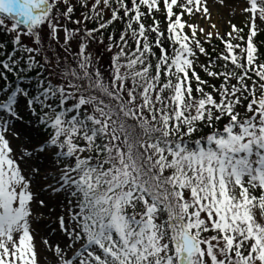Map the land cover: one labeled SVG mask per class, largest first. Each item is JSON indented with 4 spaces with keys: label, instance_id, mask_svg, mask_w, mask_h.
Instances as JSON below:
<instances>
[{
    "label": "snow or ice",
    "instance_id": "1",
    "mask_svg": "<svg viewBox=\"0 0 264 264\" xmlns=\"http://www.w3.org/2000/svg\"><path fill=\"white\" fill-rule=\"evenodd\" d=\"M77 3L82 20L71 0H0V31L13 37L11 52L0 42V264H40L33 224L45 191L64 211L44 264H264V0H244L246 39L236 25L215 34L226 45L215 59L199 39L214 33L184 19L207 18V0ZM117 21L105 68L88 49ZM200 55L218 87L196 71ZM21 108L47 135L18 151Z\"/></svg>",
    "mask_w": 264,
    "mask_h": 264
},
{
    "label": "rangeland",
    "instance_id": "2",
    "mask_svg": "<svg viewBox=\"0 0 264 264\" xmlns=\"http://www.w3.org/2000/svg\"><path fill=\"white\" fill-rule=\"evenodd\" d=\"M71 3L74 4L75 7L78 4L77 0H71ZM207 6L210 12V15L207 18H205L202 13H197L195 16L186 15L184 19L188 20L193 25H196L198 28L200 27L204 28L206 32H213L214 36L211 41L223 42L219 38V36H225V38L227 39L226 34L231 31V25H236L238 28H243V29L244 27H246L245 25L247 22V16L242 11L244 7V0H228L227 7L221 6L218 0H207ZM64 10H65L64 6H61L60 11H64ZM83 15L84 13L82 11L78 12L77 15L73 14L72 20H82ZM158 18L161 20L162 25H163V17H158ZM212 25H215L216 27L213 28ZM67 26L69 28L81 27V25H75L71 23H69ZM263 26L264 25H262L261 27ZM87 27L89 28L88 22H87ZM47 32H48V29L45 27L43 32L41 33V39L43 41L44 46H47V44L49 43V40L47 38ZM216 33H219V36L215 35ZM10 35L12 36V34ZM59 35H60V43L62 44L65 33L61 31ZM199 37L205 40V42L207 43L206 37L203 34H199ZM22 42L25 45L34 46L33 40L30 37L23 36ZM78 42H79V34H77V36L73 39L71 43L72 51L77 50ZM105 44H106L105 42L104 44L93 43L89 46L88 50L93 54V56H99L101 58V63H103L105 68H107V66L110 63L111 54L105 51V47H104ZM55 51L58 55H61V56L65 55V53H63V50L60 49L58 46H55ZM208 63H209V58L205 57L204 55H200L199 60L197 62L196 69L202 70L199 65L201 64L208 65ZM29 82L30 81H21V83H29ZM20 110L24 116V120L22 122L13 121V123L16 125V128L19 132L20 139L13 140L12 146L14 148H16L17 146H20L18 147V151H23V147H22L23 142L31 139V142L33 145L39 144L45 139L46 134H44V132L42 131L41 125H39L38 123L34 125L29 124V119L31 118L34 120V117H30L29 113L23 110V108H21ZM22 126H25L28 129V132H29L28 137H26L25 134L23 133ZM201 133H203V130ZM53 159L54 157L52 156H49L47 158H45L44 156H41L40 160L37 163L43 165L46 168L47 166L46 164L45 165L43 164V161L47 160L49 161V165H51ZM52 168H53V165L49 167L48 169L52 170ZM43 198L45 199L46 203H48L49 206L48 208L39 210L37 214L39 215L40 219L36 223L33 224V228L35 229L37 233L35 242L37 245V251L40 256V264H44L45 258L50 257V253L46 249L43 243V240L47 238L49 239L50 242H54L52 234L58 231L57 216L59 214H62L64 211L63 206H62L64 201L62 197H58L57 194H54L52 192L45 191L43 193Z\"/></svg>",
    "mask_w": 264,
    "mask_h": 264
},
{
    "label": "trees",
    "instance_id": "3",
    "mask_svg": "<svg viewBox=\"0 0 264 264\" xmlns=\"http://www.w3.org/2000/svg\"><path fill=\"white\" fill-rule=\"evenodd\" d=\"M80 11H82L84 14H87L88 9L85 8V7H81L80 4H77V6L75 7L74 14L77 15V13L80 12ZM110 17H111V12L110 11L105 12V17H104L105 20L109 19ZM88 26H89V28H94V27H96V24L93 23V22H88ZM123 27H124V24L122 22H120V21H117L113 25H111L107 30H102V31H104V37H103L104 42L106 44L108 43L107 36H108V34L110 32L111 33H115V36L118 39L119 35H120V32L123 29ZM248 31H249L248 27H244L245 39H246V34L248 33ZM12 39H13V37L10 34L5 33L3 31H0V42H4V43L7 44V48L5 49V51H7V52H11L12 51V44H11ZM199 39L203 42L206 51L210 53V55H211V57L213 59H215V57L220 52H222L225 49V47H226L224 42L211 41L210 43H208V42L206 43L205 40H203L201 38H199ZM255 43L257 44V47L259 48L260 53L264 54V31H261V32L258 33L257 37L255 38ZM261 60L264 61V55H261ZM216 70L217 71H222L223 69L220 68V67H217ZM198 73L200 74L202 79L208 80L209 84H215L218 87L219 84L221 83V80L213 79L211 77H208L204 73V71L198 72ZM47 74H48V72L45 71L44 75H47ZM31 75L33 76V78H35V73H31ZM9 81L10 82L8 84V87H12V82H11L12 81V77L11 76H9ZM15 83H21V81H15ZM3 86H4L3 81H0V87H3ZM206 90L207 91H211L210 88H207ZM29 91H33V89H29ZM220 126L222 127V124ZM42 131L47 135L45 129L42 128ZM208 131L209 130L207 128H205V129H203V133H200L199 135H203L204 133H206Z\"/></svg>",
    "mask_w": 264,
    "mask_h": 264
},
{
    "label": "bare ground",
    "instance_id": "4",
    "mask_svg": "<svg viewBox=\"0 0 264 264\" xmlns=\"http://www.w3.org/2000/svg\"><path fill=\"white\" fill-rule=\"evenodd\" d=\"M23 127V129H22V131H23V133L25 134V136L26 137H28L29 136V132H28V129L25 127V126H22ZM43 164L45 165L46 164V166L49 168V167H51L52 166V164L51 165H49V161H47V160H44L43 161ZM46 167V168H47ZM47 168V169H48ZM48 182H51V181H44L43 183H48ZM52 237H53V240H54V242H56V241H61L62 242V237H61V234H60V232L59 231H57L56 233H53L52 234Z\"/></svg>",
    "mask_w": 264,
    "mask_h": 264
}]
</instances>
